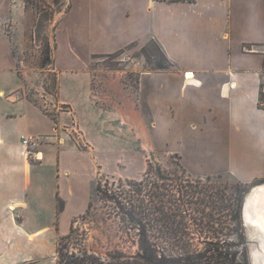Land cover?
<instances>
[{"label":"crops","instance_id":"0c3cea01","mask_svg":"<svg viewBox=\"0 0 264 264\" xmlns=\"http://www.w3.org/2000/svg\"><path fill=\"white\" fill-rule=\"evenodd\" d=\"M14 2L0 0V264H59L62 238L91 209L97 156L116 151L91 63L135 43L155 42L173 65L152 74L145 97L154 136L194 174L264 179V0H70L56 29L54 116L22 94L1 32ZM79 128L86 150L72 138ZM25 135L45 140L41 162L27 157Z\"/></svg>","mask_w":264,"mask_h":264},{"label":"rangeland","instance_id":"374dc122","mask_svg":"<svg viewBox=\"0 0 264 264\" xmlns=\"http://www.w3.org/2000/svg\"><path fill=\"white\" fill-rule=\"evenodd\" d=\"M69 1L59 0L55 4V0H15L13 14L1 29L12 43L24 86L22 94L43 106L51 116L56 114L58 107V77L53 72L56 29ZM158 60L160 54L151 40L119 54L93 58L89 72L92 95L97 107L111 117V124L114 123L110 128L112 137L108 139L115 143L116 150L97 156L99 168L103 170L99 172L97 185L113 198L115 193L128 189V181H146L148 184L159 179L165 180L163 185L173 181L172 186L190 182L209 194L224 191L211 199L199 195L192 198L193 202L198 203L201 199L204 203L191 204L187 210L189 237L183 242L186 247L156 241L157 255L175 258L183 256L185 250L189 255L200 254L203 263L209 264L220 257L219 253L223 258L233 254L237 262L253 264L264 254V240L256 231L244 227L241 216L240 222L232 219L231 210L235 207L233 189L239 182L229 173L190 172L187 160L154 136L145 97L151 88L152 74L160 72L155 65ZM78 133L84 134L80 128ZM72 134L78 135L77 132ZM72 138L81 150L87 149L82 140L76 136ZM85 142L87 145L88 141ZM150 166L153 171L149 173ZM245 169L250 170V167ZM105 194L102 196L94 191L91 209L75 221L68 240L59 244L60 255L65 256V260L75 254L99 264L141 262L144 251L137 227L123 215L119 202L112 198L103 200Z\"/></svg>","mask_w":264,"mask_h":264},{"label":"trees","instance_id":"16d2710c","mask_svg":"<svg viewBox=\"0 0 264 264\" xmlns=\"http://www.w3.org/2000/svg\"><path fill=\"white\" fill-rule=\"evenodd\" d=\"M176 1L195 2V0ZM58 2L59 0H55V4H58ZM137 44H132L116 54L122 53L124 50H127L131 47L137 46ZM155 46L160 54V60L155 62L156 69L158 71L171 70L173 65L168 60L160 46L156 43ZM99 57L103 56H95V58ZM47 60L49 61V59ZM258 106L259 109L264 110L263 83H261L260 100ZM152 169L153 168L150 166L148 172H152ZM237 182H239V184H237V186L233 189V201L235 203V207L231 210V216L234 222H240L241 208L247 193L253 186L264 182V179H256L251 184L242 183L239 180H237ZM170 183L171 184L163 185L165 184V180L163 179H159L155 182H149L148 184L146 181H128L126 186L128 189L120 190V193L118 194L115 193L114 198L107 196L108 192L105 194L102 186L99 184L97 185L96 193L99 195L101 194L102 196L105 194L106 197H103L104 201L108 198H112L115 200V202H119L123 215L127 216V218L129 217L128 219L130 222L134 224V226L137 227L135 229L139 231V237L141 240L140 244L144 251L141 262L133 261V263L124 262L121 264H205L203 263V259L200 254H197L196 256L189 255V253L184 252L185 250H183L185 256L183 255L175 258L165 257L163 255L158 256L155 249V243L156 241H161L177 247L179 244L186 247L183 242L189 237L186 231L188 214L187 210H189L191 204L198 205L200 202L201 204L204 203V201L201 199H198L200 201L198 203L195 201L193 202L191 199L195 198L197 195L202 197L207 196L209 199H211L214 195H218V193L223 194L224 191L216 190L214 194H209L207 193V190L198 189L197 187L191 185L190 182H188L187 185L183 184V182H180V184L176 182V186H172L173 181H170ZM120 199L124 202L119 201ZM123 203H125V205H122ZM63 207V203L60 202L59 211H62ZM72 232L73 231H71V234ZM70 235L62 238L61 242L67 241ZM60 254L61 251L58 248L59 264H99L89 258H79L75 254H72L71 259L65 260V256L62 258ZM219 256V258L214 259V263L209 264H241L237 262V257L233 254L225 255L223 258L221 257V253H219ZM229 256H231V259H229ZM246 262L243 264H248Z\"/></svg>","mask_w":264,"mask_h":264},{"label":"water","instance_id":"95a60500","mask_svg":"<svg viewBox=\"0 0 264 264\" xmlns=\"http://www.w3.org/2000/svg\"><path fill=\"white\" fill-rule=\"evenodd\" d=\"M250 215H253L255 219L258 218L262 222V225H264V182L250 189L243 200L241 208V219L243 220L244 227L250 231H256L260 238L264 240V230L259 226H254L250 222ZM262 248L264 253V243ZM260 263L264 264V254L260 255L258 259H255L253 264Z\"/></svg>","mask_w":264,"mask_h":264},{"label":"built area","instance_id":"2783aa9c","mask_svg":"<svg viewBox=\"0 0 264 264\" xmlns=\"http://www.w3.org/2000/svg\"><path fill=\"white\" fill-rule=\"evenodd\" d=\"M189 74L190 73L186 74V79H188ZM77 134V136H80L78 132ZM43 143V139L39 136L25 135L22 137V146L25 149L26 155L31 162L38 163L43 160L42 153L39 151Z\"/></svg>","mask_w":264,"mask_h":264},{"label":"bare ground","instance_id":"6f19581e","mask_svg":"<svg viewBox=\"0 0 264 264\" xmlns=\"http://www.w3.org/2000/svg\"><path fill=\"white\" fill-rule=\"evenodd\" d=\"M192 74H189L188 75V79L189 78H192ZM250 222L254 225V226H259L260 228H262V230H264V225H262V222L261 221H259V219L258 218H256L255 219V217L253 218V215L251 216L250 215ZM258 254V253H257ZM260 254V253H259ZM262 255V254H261ZM256 256V255H255ZM260 264H262V263H260Z\"/></svg>","mask_w":264,"mask_h":264}]
</instances>
